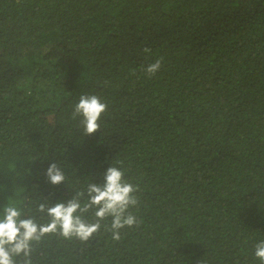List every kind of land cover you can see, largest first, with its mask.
Wrapping results in <instances>:
<instances>
[{
  "label": "trees",
  "instance_id": "16d2710c",
  "mask_svg": "<svg viewBox=\"0 0 264 264\" xmlns=\"http://www.w3.org/2000/svg\"><path fill=\"white\" fill-rule=\"evenodd\" d=\"M83 94L108 105L90 135ZM116 160L142 223L119 241L111 217L87 242L46 234L32 264H261L264 0H0V217L11 203L48 223L40 203L103 184Z\"/></svg>",
  "mask_w": 264,
  "mask_h": 264
},
{
  "label": "clouds",
  "instance_id": "9594fccd",
  "mask_svg": "<svg viewBox=\"0 0 264 264\" xmlns=\"http://www.w3.org/2000/svg\"><path fill=\"white\" fill-rule=\"evenodd\" d=\"M144 52L150 53L151 49L145 47ZM162 62L161 57L149 64L144 71L151 78L161 69ZM107 108V103L99 96L83 94L75 104L73 118L82 116L84 132L90 135L100 129V120ZM122 163L116 160L104 173V183H90L86 193L79 191L67 202H57L52 206L40 203L38 211L46 212L50 217L48 223L40 224L34 217L21 218L22 212L14 204L6 206L0 217V264H17L15 258L21 255L24 257L22 264H32V244L40 242L46 234H58L65 239L75 237L87 242L100 230V221L111 217L112 223L108 230L112 233V239L119 241L120 229L142 223L129 210L139 203L136 195L139 186L125 179V170L116 166ZM46 175L53 185H59L66 179L63 169L57 163L49 165ZM85 195L87 199L82 203ZM93 208L96 209V221L89 222L84 214ZM255 256L264 264V241L255 245Z\"/></svg>",
  "mask_w": 264,
  "mask_h": 264
}]
</instances>
